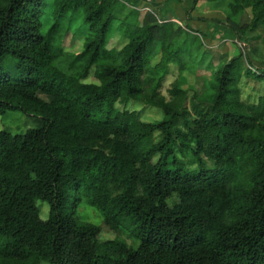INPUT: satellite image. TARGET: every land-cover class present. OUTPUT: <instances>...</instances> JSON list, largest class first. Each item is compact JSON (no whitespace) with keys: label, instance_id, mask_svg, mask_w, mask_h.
I'll return each mask as SVG.
<instances>
[{"label":"trees","instance_id":"trees-1","mask_svg":"<svg viewBox=\"0 0 264 264\" xmlns=\"http://www.w3.org/2000/svg\"><path fill=\"white\" fill-rule=\"evenodd\" d=\"M141 1L0 0V116L39 119L0 131V264H264V94L248 103L240 89L264 71L232 57L187 106L173 24L149 13L138 23L135 10L118 21ZM205 1L218 0H191ZM227 1L233 32L264 35V0ZM248 9V22L232 19ZM115 34L122 46L109 48ZM69 36L81 51H65ZM130 101L162 118L116 108ZM78 195L109 230L132 225L137 248L100 240L75 215Z\"/></svg>","mask_w":264,"mask_h":264},{"label":"rangeland","instance_id":"rangeland-1","mask_svg":"<svg viewBox=\"0 0 264 264\" xmlns=\"http://www.w3.org/2000/svg\"><path fill=\"white\" fill-rule=\"evenodd\" d=\"M124 2L125 0H120ZM227 0H218L216 2H199L193 5L191 0H154L141 1L135 7L126 4V8H118L116 16L118 21H122L131 10L139 12L138 23L146 13L153 14L159 23L164 21L171 22L170 42L174 45L172 49L179 52L182 61L185 64L186 80L182 89L187 92L186 105L189 106L193 94L200 93L203 90V82L209 78L212 71L223 66L232 57L241 55L243 61V70L252 68L257 73L264 71V35L258 31L254 34L238 36L229 27L227 18H231V13L227 7ZM250 17L249 9L239 16L232 17L237 23L248 22ZM117 25V24H115ZM251 37H258L252 39ZM158 40V39H156ZM71 36L67 37L64 42L65 51L76 53L81 51L77 41L71 44ZM122 43L119 35L115 34L110 42L109 48H120ZM158 44L154 47L157 48ZM159 59V55L154 57L151 64L154 65ZM211 64L213 68L209 71L206 66ZM12 76L20 75L12 68H6ZM178 78L177 66L170 65L161 88V94L168 97V90L171 84ZM86 83H97L93 75L90 74L85 80ZM242 100L248 103H256L257 99L264 94V80L257 78L254 74L242 75L240 82ZM118 110L136 111L139 113L141 120L145 122L158 121L162 114L158 109L142 105L140 103L128 102L126 104H116ZM39 119L33 116L24 115L21 112H7L0 116V131L8 130L11 134L23 133L27 129L36 128L39 125ZM72 196L76 192L72 191ZM78 207L75 215L80 221L89 222L100 228V240H109L117 238L125 242L130 248L136 249L139 245V238L135 235V228L128 222H122L116 231L109 230L102 220L101 214L93 207L89 206L85 199L78 195ZM40 208V218L42 220L48 217V207L46 203L38 201ZM46 264V263H42Z\"/></svg>","mask_w":264,"mask_h":264}]
</instances>
